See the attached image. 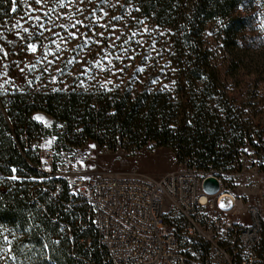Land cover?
Wrapping results in <instances>:
<instances>
[{"label":"trees","instance_id":"16d2710c","mask_svg":"<svg viewBox=\"0 0 264 264\" xmlns=\"http://www.w3.org/2000/svg\"><path fill=\"white\" fill-rule=\"evenodd\" d=\"M246 1L134 0L141 9L138 19L148 17L156 25L178 31L175 45L181 51L177 58L185 60L187 66L175 80L188 88L181 93L184 103H179L174 92L161 90V86L149 90L143 85L140 91L128 88L130 81L121 92H85L79 88L76 92H52L51 88L34 89L35 82L31 87L23 85L25 91L20 92L7 85L9 92L0 96V177L11 175L12 167L18 169L16 175L40 174L37 157L26 148V142L48 133L39 121L32 119L40 112L65 122L66 136L73 142L81 144L92 139L100 148L105 146L112 151L119 144L128 154L148 143L167 146L177 158L189 157L191 164L205 172L210 164L237 161V148L246 140L257 149L250 131L239 115L231 114L225 94L219 92V71L211 66L212 57L203 49L204 26L215 18L224 20L225 35L235 38L243 28L239 8ZM0 7L8 10L6 5ZM19 13L20 9L16 13L8 11V18L12 22ZM3 20L0 15V23ZM171 93L176 96L172 100ZM171 125L175 133L171 132ZM33 184L27 179L0 183V224L16 236L13 246L17 260L9 264H49L45 257L51 258V264H101L103 254L97 250L95 233L91 229L80 231L76 226L74 240L66 231L62 233L60 223L73 221L75 213L64 211L63 200L48 199L40 191L33 199ZM57 215L59 221L51 223ZM55 240L61 243L53 244ZM44 244L49 247L42 248Z\"/></svg>","mask_w":264,"mask_h":264},{"label":"built area","instance_id":"2783aa9c","mask_svg":"<svg viewBox=\"0 0 264 264\" xmlns=\"http://www.w3.org/2000/svg\"><path fill=\"white\" fill-rule=\"evenodd\" d=\"M174 98L171 93L169 99ZM40 114L51 120V126L39 121L48 133L26 142V148L37 157L40 174L51 175V180L33 182L31 196L35 199L40 191L48 199L63 200L64 209L75 202L67 211L75 213L74 220L61 222L60 228L64 227L72 240L74 226L80 231L91 229L97 250L103 254L101 264H264L261 207L247 203L244 216L237 214L236 198L222 178L225 165L210 164L205 172L191 164V158L175 156L176 169L160 175L132 167L124 173L94 172L91 179L81 180L78 175L87 173L77 160L88 150L91 158L85 156L84 164L93 162L95 155L88 146L98 145L92 139L81 144L73 142L66 136L65 122ZM170 129L175 133L173 125ZM53 136L57 139L51 149L31 147ZM115 149L128 154L119 144ZM55 152L61 155H53ZM40 156L53 166L52 173L43 168ZM210 176L218 181L213 194L203 189L204 180ZM73 188L79 189V194L73 195ZM223 195H230L232 200L222 199ZM182 238L195 243L202 257L189 255L181 246Z\"/></svg>","mask_w":264,"mask_h":264},{"label":"snow or ice","instance_id":"6c2138e0","mask_svg":"<svg viewBox=\"0 0 264 264\" xmlns=\"http://www.w3.org/2000/svg\"><path fill=\"white\" fill-rule=\"evenodd\" d=\"M257 3L259 7L264 8V0H257ZM0 5H6L8 9L6 11L5 7H0V15L4 17L3 23H0V96L9 92L7 85H11L14 91L24 92L25 89L22 85L31 87L35 81L40 82L36 85L37 90L45 89L49 84L56 85L59 83L63 87H51L52 92H76L77 88H83L85 92L98 91L99 89L112 92L113 89H119L120 85L124 83L123 77L125 75H128L131 80L137 73H144L146 68L155 67L158 61L154 60L153 54L161 58L162 52L165 51L175 55L174 49L170 46L172 43L170 39L161 43L156 38L151 37L152 32L159 29V25L149 28L143 20L132 15L131 11H124L133 8L136 12L141 11L139 4L134 3V0H0ZM21 6L25 9L24 16L27 17V20L22 24L23 17H21V20L12 23L8 18V11L16 13ZM144 19L146 20L148 17ZM28 22L32 23L29 26H24ZM134 24H140L143 27V33L151 37V42L139 29L134 28ZM259 27L264 29V22ZM166 31L171 32V29ZM157 34L159 36L164 35L163 32L158 31ZM138 35L140 38L136 39ZM133 41L135 46H133ZM158 44L160 45L159 50L157 49ZM145 45L147 46V54L137 51L138 48ZM38 51L40 54L37 55ZM22 53H32L33 56H22ZM68 54H74L72 59H68ZM49 56L52 59H49ZM138 57L144 61L152 60V64L137 66L135 61ZM116 61L120 63L117 64ZM73 62L77 64L76 71H64L58 66V64H73ZM169 63L171 62H166L164 67L166 68ZM38 66L40 67L39 72H37ZM12 68H15L18 73L15 77L9 75ZM94 69H98L100 73H107V75L103 79H97L99 73L93 74ZM129 69L132 70L130 75ZM159 71L163 72L164 68H160ZM171 71L175 73L177 69L173 67ZM57 74L65 79H59ZM81 76L87 77L88 81L93 83L84 87L86 81L79 79ZM69 77L73 78L72 84H75L76 87L65 82ZM114 78L118 79L119 83H114ZM16 79H21L20 85L15 83ZM137 79H139L138 76ZM158 79L159 77L152 79L151 83L157 84ZM170 83L176 85L177 81L173 79ZM109 85H112V88H109ZM168 88L169 84H165L161 90ZM32 119L44 122L46 126H51V121L45 120L42 115L37 114ZM57 127L62 128L63 125H57ZM56 139L57 137L53 136L43 143L31 145V147L48 150L52 148L53 141ZM88 147L95 149L96 145L91 144ZM243 151L249 155L252 154L249 148H244ZM52 154L61 155L60 152ZM71 155L76 156L74 152ZM85 156L90 159L91 152L85 150L81 153L77 163L81 166L94 168V164H84ZM39 160L48 173L53 172V166L49 164L45 156H40ZM10 171L11 175L0 177V183L22 179L32 182L51 180V175H16L18 171L16 167H12ZM78 178L81 180L91 179L87 174L78 175ZM56 187L57 192H59V186ZM72 194H79V189L73 188ZM74 203L70 204L64 211H69ZM220 206L224 207L225 204L221 202ZM59 219L60 217L57 215L56 220L51 221V223L56 224ZM60 231L63 233L66 229L61 227ZM4 233H8V235ZM0 238H2L0 262L3 264H9V261L15 262L17 260L13 246V240L16 239L15 233L0 224ZM52 243L60 244L61 241L55 240ZM48 247V244L42 245L44 249ZM43 259L48 260L51 264L50 257Z\"/></svg>","mask_w":264,"mask_h":264},{"label":"rangeland","instance_id":"374dc122","mask_svg":"<svg viewBox=\"0 0 264 264\" xmlns=\"http://www.w3.org/2000/svg\"><path fill=\"white\" fill-rule=\"evenodd\" d=\"M21 10L13 20L15 23L17 20H21L23 24L27 17L24 16L25 9L23 6L19 7ZM125 12L131 11V14L138 16L135 8ZM239 15L242 17L241 24L243 28L236 34L235 38L233 35H225L224 20L221 18H215L207 22L203 30V49L212 57L211 66L215 67L219 71L220 79L218 80L217 86L219 92L225 94L226 103L231 114H237L244 122V127L250 131V135L253 138V143L257 145V149L252 146L247 140L244 145L238 146L239 159L232 161L225 165V174L223 175V181L226 187H230L232 194L236 198V209L237 214L244 216V208L247 203H258L261 207L263 219H264V29H261L259 25L264 22V8L259 7L257 0H248L239 8ZM140 20H142L140 18ZM144 24L149 28L154 27L155 22L144 19ZM32 22H28L24 26H29ZM134 23V22H133ZM11 26V25H9ZM135 29L143 33V27L140 24H134ZM159 25L158 32H163V36H159L157 31H153L151 37L156 38L161 43L165 40H171V48L174 49L175 55H171L168 52H162V58L156 57L153 54L155 61H158L155 67H148L144 73H137L130 80L128 75L123 77L124 83L120 85L119 92L126 83L130 81V87L137 91L143 88V85H147L146 88L149 90L155 89L159 86L163 87L165 84H169V88L165 89L167 92H174L179 98V103H184L185 98L181 97L183 90L188 89L184 83L180 85H171L170 81L175 80L179 76L184 74V69L187 66L185 60L178 59L177 53L181 51L179 45L176 47L175 43L178 40V31L171 30ZM145 37L151 42V37L144 34ZM138 35L136 39H139ZM133 46L135 42L133 41ZM54 47V46H52ZM146 45L142 48H138L137 51L143 54L146 53ZM157 49H160V45H157ZM42 51V50H40ZM40 54L38 51L37 55ZM123 55V53H120ZM28 57L33 56L32 53H22ZM72 55L68 54V59H72ZM83 55V53H81ZM91 58V57H90ZM49 59H52L49 56ZM79 59V57H77ZM170 61L171 63L165 68V63ZM35 63V60H33ZM119 64V61H116ZM137 66L151 65L152 60L144 61L141 57H138L135 61ZM23 66V65H22ZM59 67L64 71H76L77 64H58ZM175 67L177 71L173 73L171 68ZM160 68H164V71H159ZM81 71L83 69H80ZM40 71V67H37V72ZM129 69V75L131 74ZM97 79H103L107 73H100L98 69L93 70V74H97ZM9 75L17 76L18 73L15 68L9 71ZM31 75V74H29ZM47 75V74H46ZM59 76V74H57ZM137 76L139 79H137ZM158 79L157 84H152V79ZM59 79H65L63 76H59ZM72 77L65 80L72 84ZM79 79L86 81L84 87H87L92 81H88L87 77L81 76ZM142 81V82H141ZM177 81V80H176ZM47 83V81H45ZM114 83H119L118 79L113 80ZM15 83L20 85L21 79H16ZM39 81H35L33 86L34 89ZM23 86V85H22ZM51 87H63L62 84L57 83L56 85L49 84L47 88ZM112 88V85L108 86ZM198 87H201L199 84ZM82 89L83 88H79ZM176 97V96H175ZM225 103V104H226ZM212 105H216L213 103ZM221 112L223 107L218 109ZM41 115L36 113L35 115ZM224 117V115H223ZM48 121H51L50 119ZM227 127V123L224 125ZM244 148H249V153L244 152ZM95 155V159L91 164L95 167H86L87 175L93 176L94 172H118L124 173L129 171L132 167L138 170L146 172L151 175H160L176 169V159L172 148L167 146H155L152 143H148L142 146L140 150L135 151L131 154H125L121 151H112L108 149L100 148L96 146L95 149H91ZM182 248L191 256L201 258L202 252L197 248L195 243L182 238ZM195 253V255H193Z\"/></svg>","mask_w":264,"mask_h":264},{"label":"water","instance_id":"95a60500","mask_svg":"<svg viewBox=\"0 0 264 264\" xmlns=\"http://www.w3.org/2000/svg\"><path fill=\"white\" fill-rule=\"evenodd\" d=\"M203 189L209 194H213L218 189V181L215 177H207L203 182Z\"/></svg>","mask_w":264,"mask_h":264},{"label":"bare ground","instance_id":"6f19581e","mask_svg":"<svg viewBox=\"0 0 264 264\" xmlns=\"http://www.w3.org/2000/svg\"><path fill=\"white\" fill-rule=\"evenodd\" d=\"M222 199L227 200V201H231L232 197L230 195H223Z\"/></svg>","mask_w":264,"mask_h":264}]
</instances>
